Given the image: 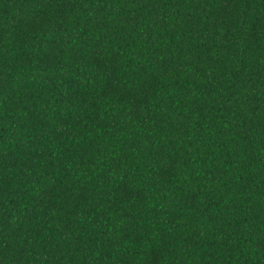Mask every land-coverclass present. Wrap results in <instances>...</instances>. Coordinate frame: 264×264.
I'll list each match as a JSON object with an SVG mask.
<instances>
[{
	"label": "trees",
	"instance_id": "16d2710c",
	"mask_svg": "<svg viewBox=\"0 0 264 264\" xmlns=\"http://www.w3.org/2000/svg\"><path fill=\"white\" fill-rule=\"evenodd\" d=\"M0 264H264V0H0Z\"/></svg>",
	"mask_w": 264,
	"mask_h": 264
}]
</instances>
